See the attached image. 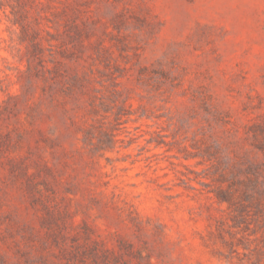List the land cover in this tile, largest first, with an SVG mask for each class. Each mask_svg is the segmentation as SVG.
Here are the masks:
<instances>
[{
  "label": "rangeland",
  "instance_id": "rangeland-1",
  "mask_svg": "<svg viewBox=\"0 0 264 264\" xmlns=\"http://www.w3.org/2000/svg\"><path fill=\"white\" fill-rule=\"evenodd\" d=\"M264 0H0V264H264Z\"/></svg>",
  "mask_w": 264,
  "mask_h": 264
},
{
  "label": "trees",
  "instance_id": "trees-1",
  "mask_svg": "<svg viewBox=\"0 0 264 264\" xmlns=\"http://www.w3.org/2000/svg\"><path fill=\"white\" fill-rule=\"evenodd\" d=\"M262 137V140L260 142V144H258V150L261 151V152H264V140H263V136Z\"/></svg>",
  "mask_w": 264,
  "mask_h": 264
}]
</instances>
